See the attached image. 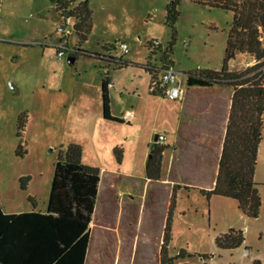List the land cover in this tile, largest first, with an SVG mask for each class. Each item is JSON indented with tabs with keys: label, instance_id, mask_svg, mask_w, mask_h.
Here are the masks:
<instances>
[{
	"label": "rangeland",
	"instance_id": "rangeland-1",
	"mask_svg": "<svg viewBox=\"0 0 264 264\" xmlns=\"http://www.w3.org/2000/svg\"><path fill=\"white\" fill-rule=\"evenodd\" d=\"M69 1L73 8L84 0ZM178 1L174 40L165 24L170 0H88L92 27L82 41L72 27L70 35L65 34L64 18L50 0H4L1 4L0 206L6 214L45 213L60 151L70 143L86 145L88 163L105 174L91 219L85 264H159L164 206L158 185L144 184L145 176L133 179L109 174L112 168L133 167L127 159L137 161L136 144L144 145L148 123L134 132V144L121 165L124 142L133 133L118 121H102L96 127L91 99L100 94L102 102L105 75L129 81L142 70L121 62H151L162 69V51L170 44L176 81L186 80L188 71L220 68L231 13L192 0ZM153 41L161 48L152 51L149 43ZM121 42L128 46L132 59L121 54ZM56 46H64V57L56 56ZM232 68H241L240 56ZM99 80L97 91L94 88ZM114 104L119 108L118 99ZM20 118L24 124L21 134ZM162 124L163 119L158 126ZM115 148L122 149L120 161ZM211 170L189 175L195 189L175 194L170 222L174 233L169 243L173 264H264V134L254 173L261 200L257 218L245 217L232 199H207L199 191L209 184ZM22 178H28L24 188ZM229 229L242 231L244 244L233 251L216 249L215 237ZM180 251L183 255L178 257Z\"/></svg>",
	"mask_w": 264,
	"mask_h": 264
},
{
	"label": "trees",
	"instance_id": "trees-1",
	"mask_svg": "<svg viewBox=\"0 0 264 264\" xmlns=\"http://www.w3.org/2000/svg\"><path fill=\"white\" fill-rule=\"evenodd\" d=\"M50 1L61 17L69 16L76 20L73 29L80 41L85 40L92 27L88 0L77 3L73 8L69 0ZM192 1L232 15L220 69H198L186 73L187 88L220 86L230 87L233 91L215 184L210 190L199 191L207 199L210 196L232 199L245 217L255 219L261 207L254 173L264 134V0ZM178 5V0H170L165 9V24L171 29L173 40L179 17ZM171 50L172 44L162 51L168 66L171 64ZM238 53L249 55L254 64L242 70H230L228 63ZM149 65V62L144 65L146 71ZM108 83L109 78L105 75L102 80L103 119L120 122L109 113ZM18 129L19 134L24 130L21 118ZM121 151V148L114 149L118 161ZM162 152L163 146L154 145L145 166L149 181L158 179ZM81 158L82 147L79 144L70 143L60 151L45 213L6 214L0 206V264H85L100 170L84 165ZM27 182L28 178H22L21 187L24 188ZM173 204L174 197L171 208ZM170 222L171 209L161 244L160 264H173L174 260L167 255ZM243 244V232L235 229H229L214 239L215 247L221 251H233ZM182 255L183 251H180L178 257ZM203 257L205 259L207 255ZM254 264L260 263L254 261Z\"/></svg>",
	"mask_w": 264,
	"mask_h": 264
},
{
	"label": "crops",
	"instance_id": "crops-1",
	"mask_svg": "<svg viewBox=\"0 0 264 264\" xmlns=\"http://www.w3.org/2000/svg\"><path fill=\"white\" fill-rule=\"evenodd\" d=\"M1 4H4V0H0V10ZM127 54L129 59L133 58L129 50ZM238 56L241 57V68L239 70L254 64V60L246 53H238L235 58ZM235 58L228 63V68L232 71H236L232 68V63ZM75 61L76 58H74V62ZM135 61H137V59ZM125 63L140 67L143 72L139 71L137 77L129 81H125L120 77H108L111 84V87L106 88L109 113L111 117L115 119H117L118 116L119 118L117 120L121 123H126L129 126L127 130L133 133L128 136L124 142V155L122 156L121 165L124 163L125 155L129 152V147L134 144V132L136 130H141L142 126L146 123H148L149 127L145 133L144 145L141 147L138 142L136 144L135 154L139 155L137 161L134 162L127 159L129 162H133V167L126 170H123V167L121 169L112 168L109 174L116 177L123 175L133 179H142V177L145 176L144 184L147 182H154L158 185L159 188L156 190L159 195H163L162 202L164 206L162 232L159 237L158 248L160 264V251L166 219L170 209L171 214H173L176 207L174 198V204L171 208L172 198L175 197L176 193L181 192L182 189H195L191 187L196 185H194V181H191L189 175L203 173L207 168H212L211 180L209 184L203 186V190H210L215 184L233 91L230 87L220 86L187 88L185 86V79H181V81H176L174 84L179 89V98L171 100L161 92L151 93L149 91L151 73L144 69L145 64L140 65L128 63L127 61ZM149 63L152 64L151 62ZM169 66L172 68L174 67L172 60ZM98 83H100V80L95 83L94 89L97 91ZM128 96L130 100L127 99ZM125 97H127L126 100ZM115 99H118L119 108L114 104ZM91 106L93 108L92 117L94 118V125L96 127L102 125V121L106 120L101 118L102 102L100 101V94L93 96L91 99ZM128 114H131L132 117L128 122H122L121 117ZM161 119H163V124L158 126ZM157 132L158 134H156ZM157 135H163L164 140L156 143L155 136ZM152 137H154L153 141ZM156 144L163 146L160 171L157 180L149 181L146 178V173L145 175L143 173V168L146 166V162L150 157V154L147 155V153H151ZM97 145L98 144H95L94 146L98 147ZM80 146L82 147V163L87 166H92L87 161L86 145L81 143ZM103 148L105 152L109 151L107 147ZM99 170L100 181L98 184L93 215L97 208V202L101 193V182L105 174L103 169ZM198 187L202 186L199 185ZM104 192L105 191H103V193ZM171 225L170 223V242L174 233L173 225L171 232ZM206 254L207 253L204 252V255ZM167 255L171 257L169 245L167 248Z\"/></svg>",
	"mask_w": 264,
	"mask_h": 264
},
{
	"label": "built area",
	"instance_id": "built-area-1",
	"mask_svg": "<svg viewBox=\"0 0 264 264\" xmlns=\"http://www.w3.org/2000/svg\"><path fill=\"white\" fill-rule=\"evenodd\" d=\"M65 25L62 26V29L65 30V34L68 36L71 33L70 28L75 25L73 23L72 17L66 16L64 17ZM119 50L122 54L128 53V46L125 43H119L118 45ZM161 47V44L158 41H153L151 43V48ZM56 56L58 58L64 57V46H57L56 47ZM155 65L150 64L147 67V71L151 73V80L149 83V91L151 93L161 92L163 95L168 97L171 100H176L179 98L180 92L177 86H175L176 82V72L173 70L172 67L168 65H164L162 69L154 67ZM107 87H111V84L108 83ZM132 117L131 114L124 115L121 117L122 122H128L129 119ZM164 140L163 135L156 136V143L162 142Z\"/></svg>",
	"mask_w": 264,
	"mask_h": 264
},
{
	"label": "water",
	"instance_id": "water-1",
	"mask_svg": "<svg viewBox=\"0 0 264 264\" xmlns=\"http://www.w3.org/2000/svg\"><path fill=\"white\" fill-rule=\"evenodd\" d=\"M155 139H156V136H155Z\"/></svg>",
	"mask_w": 264,
	"mask_h": 264
}]
</instances>
